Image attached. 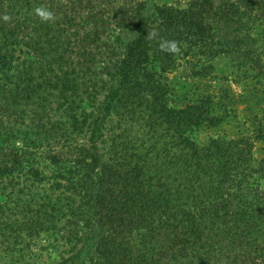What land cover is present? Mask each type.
I'll return each mask as SVG.
<instances>
[{
	"label": "trees",
	"instance_id": "16d2710c",
	"mask_svg": "<svg viewBox=\"0 0 264 264\" xmlns=\"http://www.w3.org/2000/svg\"><path fill=\"white\" fill-rule=\"evenodd\" d=\"M22 1L0 0V264H264V88L222 86L264 85V0H47L29 43ZM249 100L246 135L192 136Z\"/></svg>",
	"mask_w": 264,
	"mask_h": 264
},
{
	"label": "rangeland",
	"instance_id": "374dc122",
	"mask_svg": "<svg viewBox=\"0 0 264 264\" xmlns=\"http://www.w3.org/2000/svg\"><path fill=\"white\" fill-rule=\"evenodd\" d=\"M32 1L33 0L22 1L21 13L25 12V15L21 14L15 18V22L17 23V27L19 30L18 39L22 40V42L24 43L25 42L29 43V40L27 39V35H26L27 31H25L27 29L23 28L22 30L21 26L23 27L25 24L33 25L36 20H39V18L34 13V9L37 6L45 5L49 7L52 5V4L46 3L47 0H35L34 3ZM54 2L65 4L64 0H54ZM6 3H8V1ZM25 4H28L29 6L28 13H26V10L23 8ZM14 48L15 50L20 49V52L17 54L18 56H20V59L30 58V56L27 55L29 54L28 49L25 48L22 44H18ZM260 56L262 58V56H264L263 53ZM262 61L264 62L263 59ZM214 62H215L214 65L217 68V69L215 68V73L219 74V76L225 75L226 73L230 71L237 72L235 67L231 65L230 61H228L227 58H219L218 60L215 59ZM233 77L235 78V80H237V83H234L232 81L222 82L223 84L222 86L223 87L225 86L226 88L230 90V94L227 93V90L224 92L225 94L230 95L232 97V101L239 100V98H245L244 94L246 92H248L246 94H252L253 91L256 92V90L259 91L262 88H264L262 80L258 79L260 83H256L255 81L256 79L252 78L253 71L251 72L250 77L246 79L242 77L241 75H238V77L236 75H233ZM175 81L177 82L179 80L175 79ZM211 86H213L214 88L216 87L215 84L213 85L211 84ZM245 99L247 100L248 97L246 96ZM254 104L255 102L252 100L245 101L243 103L236 102V105L234 107L235 108L234 113L226 116L217 126L212 127L211 129L200 128L196 130V132H193L192 136L195 137V139L198 141H204L209 136H212V137L220 136V137H225V138H232V137L239 136V135H246L248 133L247 128L250 124V122H248V116L251 117L253 114H255L256 112L255 110L257 109V106H258V105L253 106ZM17 141H20V145H21L22 140L16 139L14 142L16 146H17ZM252 156L255 159L264 156V137L263 139L257 140L256 142L253 143ZM254 178L258 182L260 189L264 190V171L259 176L255 174ZM20 182L26 184V181L23 179H20ZM0 199L2 200L1 195H0ZM42 239L43 238H41L40 241H42ZM37 253L39 252H36L34 255V260H33L35 262L34 264H40L42 262L49 260V257H52V258L54 257L53 253L52 254L50 253L48 256L47 254L45 255V253H41V254H37ZM27 258H32V257L28 256Z\"/></svg>",
	"mask_w": 264,
	"mask_h": 264
},
{
	"label": "clouds",
	"instance_id": "9594fccd",
	"mask_svg": "<svg viewBox=\"0 0 264 264\" xmlns=\"http://www.w3.org/2000/svg\"><path fill=\"white\" fill-rule=\"evenodd\" d=\"M34 13L42 22L54 23L58 19L57 14L45 5L37 6L34 9ZM3 19L5 21H10L11 17L5 14L3 16ZM147 39L150 41H157L158 49L161 52L169 53L172 55L181 54V49H182L181 42L175 39L170 40L165 37H161L158 29H153L152 31H149L147 33ZM17 146H20V141H17Z\"/></svg>",
	"mask_w": 264,
	"mask_h": 264
}]
</instances>
